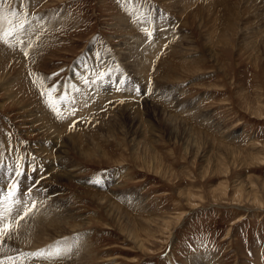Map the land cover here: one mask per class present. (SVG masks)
Returning <instances> with one entry per match:
<instances>
[{"label":"rangeland","instance_id":"rangeland-1","mask_svg":"<svg viewBox=\"0 0 264 264\" xmlns=\"http://www.w3.org/2000/svg\"><path fill=\"white\" fill-rule=\"evenodd\" d=\"M5 31L0 197L26 207L0 264H264V0H0Z\"/></svg>","mask_w":264,"mask_h":264},{"label":"snow or ice","instance_id":"snow-or-ice-1","mask_svg":"<svg viewBox=\"0 0 264 264\" xmlns=\"http://www.w3.org/2000/svg\"><path fill=\"white\" fill-rule=\"evenodd\" d=\"M9 23L11 24V21H9ZM19 27L21 28L23 27L22 22L19 24ZM8 35H10L8 31H5L3 34H0V41L7 43L6 37ZM148 35H151V33L149 32ZM56 91L57 89L55 87H53L51 90L48 91L47 103L49 107H51L53 111L57 113V115H60V110L57 105L65 101L66 95H62L57 98L56 96L53 95V93H55ZM17 175H20V173H17ZM95 182L99 183L100 181L97 180ZM6 187L8 189L7 192L4 193L2 197H0V247H3V242L6 239L11 238L12 224L6 221L8 220V217L10 216V214L13 212L14 209L12 207H9L7 202L11 200L12 204L14 205H17V206L24 205L26 207V202L23 200L24 193L20 189L19 181H13L9 185H6ZM28 192L29 193L31 192V188L28 189ZM15 211H16L17 216L19 217V220L16 221V223H19V221L24 220L25 217L28 216L29 212L31 211V208L24 210L21 207H17ZM58 245H59V242H57V247L54 253L52 250H47V251L41 250L32 255L37 256V257H45V258H52L54 255L59 256L61 254V250Z\"/></svg>","mask_w":264,"mask_h":264},{"label":"bare ground","instance_id":"bare-ground-1","mask_svg":"<svg viewBox=\"0 0 264 264\" xmlns=\"http://www.w3.org/2000/svg\"><path fill=\"white\" fill-rule=\"evenodd\" d=\"M24 54V53H23ZM23 56H25V55H22V53L21 54H19V57H20V59L19 60H21V58H23ZM21 62H23L22 60H21ZM31 92H37V89L35 88V86H33V90H31ZM66 110H68V109H66ZM74 111V110H73ZM131 112V111H130ZM59 142H56L55 143V145L56 144H58ZM58 148H60V152H63V149H64V147H63V145L61 144L60 146H58ZM9 158V157H8ZM30 163H32V162H30ZM35 163V162H34ZM38 163V162H37ZM34 165V164H33ZM45 165V164H44ZM47 165V164H46ZM45 165V166H46ZM42 166V165H41ZM28 167V166H27ZM37 168V167H36ZM39 168V167H38ZM43 168V167H42ZM46 170V169H45ZM37 172H40V171H38L37 170ZM45 172V171H44ZM47 172V171H46ZM33 173V172H32ZM29 174V173H28ZM37 174V173H36ZM39 174V173H38ZM44 174H46V173H44ZM5 175V174H4ZM47 176V175H46ZM44 177V176H43ZM39 177H37V179H38ZM41 178V177H40ZM47 178V177H46ZM35 181V180H34ZM40 181V180H39ZM29 182V181H28ZM27 182V183H28ZM32 183V182H31ZM37 183H38V181H37ZM4 184V183H3ZM39 184V183H38ZM32 186H33V184H31ZM35 185V184H34ZM37 185V184H36ZM44 185V184H43ZM24 186H25V184H24ZM27 187V186H26ZM41 187V186H40ZM30 188V187H29ZM45 188V187H44ZM25 189V188H24ZM41 189V188H40ZM111 190V189H110ZM33 191V190H32ZM31 193V192H30ZM108 196V195H107ZM98 200L99 201H102V203H107V204H109V208L111 207V203L110 202H108L107 201V198L106 197H100V198H98ZM37 207H38V205H36ZM36 207V208H37ZM40 207V206H39ZM39 209V208H38ZM37 209V210H38ZM25 210V209H24ZM36 210V209H35ZM108 211H109V214H111V212H113V208H110V209H108ZM111 211V212H110ZM115 211V210H114ZM37 212V211H36ZM39 212V211H38ZM30 213H31V211H30ZM38 214V213H37ZM36 214V215H37ZM14 215V214H13ZM30 215H33V214H30ZM33 216H35V214L33 215ZM184 216V215H183ZM37 217V216H36ZM23 221V220H22ZM20 224V223H19ZM14 225V224H13ZM16 228V227H15ZM13 230H15V229H13ZM13 232H15V231H13ZM12 235H14L13 233H12ZM14 239V238H13ZM9 240V239H8ZM14 241V240H13ZM9 242V241H8ZM137 245L140 247V248H142L143 247V245L142 244H139V243H137ZM167 245V244H166ZM14 247V246H13ZM18 248V247H17ZM7 249V248H6ZM5 251H7V250H5ZM16 251V250H15ZM20 252V251H19ZM9 253V252H8ZM21 253V252H20ZM7 255V254H6ZM12 255V254H11ZM15 255V254H14ZM22 256V255H21ZM25 257V256H24ZM20 258V257H19ZM21 260V259H20Z\"/></svg>","mask_w":264,"mask_h":264}]
</instances>
